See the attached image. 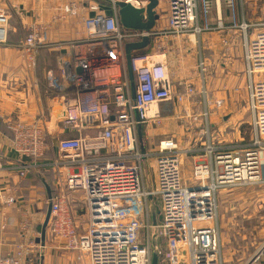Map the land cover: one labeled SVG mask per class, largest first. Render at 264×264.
Returning a JSON list of instances; mask_svg holds the SVG:
<instances>
[{
  "label": "built area",
  "instance_id": "obj_1",
  "mask_svg": "<svg viewBox=\"0 0 264 264\" xmlns=\"http://www.w3.org/2000/svg\"><path fill=\"white\" fill-rule=\"evenodd\" d=\"M105 1L111 12L102 5ZM118 1L146 9L151 0H61L54 20L82 17L85 36L51 43L49 25L33 23L21 43L24 56L36 65L41 49L68 46L70 56L60 62V73L50 87L64 103L58 151L73 171L67 176L70 192H83L87 201L89 227L78 230L77 220L64 192L47 199L52 205L51 230L71 251L88 252L93 264H225L218 215V192L232 186L264 183V28L245 35L244 60L247 71L249 108L254 139L250 144H218L211 138L210 108H222L225 100L211 99L205 86L207 59L200 56L201 89L195 80L180 82L175 93V76L170 71L162 42L156 52L132 54L135 99L126 59L128 42L145 37L173 40L229 27L221 17L210 23L217 0H158L157 22L150 30L125 28L119 19ZM233 6L234 0H226ZM204 19V25L200 19ZM201 19V20H202ZM10 15L0 10V42H6ZM223 50L232 43L223 38ZM145 49V48H143ZM160 52V53H159ZM162 56L161 59H157ZM203 98L206 142L183 149L173 137L156 142L143 152L138 126H161L163 103ZM13 144L20 159H40L48 148L47 129L39 122L17 121L11 125ZM197 152L189 184L183 178L184 155ZM155 160V183L150 184L147 162ZM0 169L2 162L0 160ZM28 169L21 168L25 177ZM16 202L11 187L0 188L2 214ZM0 264H19L12 254L0 253ZM243 264H264V241Z\"/></svg>",
  "mask_w": 264,
  "mask_h": 264
},
{
  "label": "crops",
  "instance_id": "obj_2",
  "mask_svg": "<svg viewBox=\"0 0 264 264\" xmlns=\"http://www.w3.org/2000/svg\"><path fill=\"white\" fill-rule=\"evenodd\" d=\"M60 2L61 0H0V10L10 15V31L7 41L0 42V160L2 162L0 188L5 190L11 187L16 197L15 203L5 207L4 214H2L0 204V253L16 256L19 264H93L88 252L71 251L65 248L64 241L51 230V218L46 238L43 242L40 240L50 205V203L47 204V199L61 192L68 195L79 232L84 233L89 227L87 201L83 192H70L65 185L66 177L74 167L62 161L58 151V140L62 135L61 119L64 114V103L62 96L50 87L51 78L60 73L61 59L70 56V48L50 45L41 49L37 55L36 65H33L26 60L21 46L28 33V27L36 22L49 25L48 36L52 44L85 36L81 16L71 17L65 21L53 19L59 12ZM102 5L108 13L111 12L107 3H102ZM165 15L163 13L160 21H156V28L161 23H166ZM218 17H221L229 28L224 31L204 32L196 37L198 42L195 45H191L189 40L194 37L192 35H187L176 42H173L175 40L172 37L156 36L150 39L145 48L156 52V43L162 42L170 68L175 64L170 61V56L167 58V54L175 55V53H180V50L186 48L191 50L192 47L198 48L200 52L202 48L210 47L218 51V53L215 52L217 57L225 58L226 63L220 64L223 67L229 61L230 55L236 54L233 51L234 39L241 35L243 37V62H245V35L241 25H250L249 36L264 28V0H234L233 6H229L226 0H217L211 10L210 23L215 24ZM201 19L200 22L204 25V19ZM223 38L229 39L232 43L230 50L226 52L223 50ZM169 40L171 44L168 43ZM173 43L178 44L177 49L174 48ZM201 55L202 53L199 54V58ZM231 69L239 70L234 65ZM198 71L196 65L193 72L187 74L185 70H182L177 75L175 74V93L182 91L183 85L180 82L184 79L192 78L197 83ZM246 80L248 81L247 71ZM213 98L225 100L219 96ZM180 105H185L189 109V116L192 114V131L188 130L187 134L184 132V126L181 127L178 123V118L182 117L178 114ZM159 108L163 117L162 125L148 124L143 127L146 148L152 137L156 140L173 137L181 148L183 135H186L187 143L194 145L195 148L206 142L204 130L207 128V123L203 116L202 97L194 96L191 100L182 103L178 101L163 103ZM210 109L209 119L212 127L214 123L211 117L216 114L215 109L219 108L211 107ZM19 120L39 122L47 129L49 148L42 158L20 159L18 157L14 150V134L11 125ZM166 120L167 124L164 122ZM211 127V138L215 141ZM21 168L28 169L25 177L20 175Z\"/></svg>",
  "mask_w": 264,
  "mask_h": 264
},
{
  "label": "rangeland",
  "instance_id": "obj_3",
  "mask_svg": "<svg viewBox=\"0 0 264 264\" xmlns=\"http://www.w3.org/2000/svg\"><path fill=\"white\" fill-rule=\"evenodd\" d=\"M153 27H155V25ZM189 40L192 43L191 45H195L198 42L194 37ZM170 41L171 40H169L168 43ZM173 42H176V40ZM131 43L132 42H128L127 45ZM169 44H171V42ZM173 44L174 48L177 49L178 44ZM202 46H204V43H202ZM197 49L198 48L192 47L191 50L187 48L180 50L181 52L175 53V55L167 54V58L170 56V61L175 64L170 67L171 69L169 68L170 71L174 76L182 70H185L187 74L195 71L199 54L202 53V56L207 59L208 70L204 73V76L205 86L207 87L206 89L210 98L215 99L213 97L219 96L226 100V104H224L222 108L215 109L214 112L216 114L211 117L214 123L212 127L210 124L212 128V137L215 140L214 142L218 144L252 143L254 136L252 115L249 108L246 65L244 66L245 62H243V37L239 35L234 39L233 51H235L236 54L230 55L229 61L223 67H221L220 64L226 63L225 58L217 57L215 55V52L218 53L217 50L215 51L208 47L202 48L199 52ZM161 58L162 56L157 57V59ZM178 61H181L179 62L181 63L180 67ZM233 65L239 70L233 71V69H231ZM200 76L198 71L197 77H199V79L196 78L199 84L197 85L198 91L202 87ZM178 108L180 111L178 114L182 115V117L178 118V123L181 127L184 126V132L187 134L188 130L192 131V114L189 116V109L186 108L185 105H180ZM191 113H193V111ZM164 122L167 124V120ZM187 126H189L188 129ZM183 136L181 143L182 148L194 149V145H189L187 143L188 139L186 135ZM159 140L161 139H157L156 142ZM195 156H197V152H188L184 155L182 172L183 178L188 184L192 182L190 179L192 178L193 160ZM146 171L149 175L150 184H154V159L147 162ZM217 202L224 263L243 264L264 241V183L220 189Z\"/></svg>",
  "mask_w": 264,
  "mask_h": 264
},
{
  "label": "water",
  "instance_id": "obj_4",
  "mask_svg": "<svg viewBox=\"0 0 264 264\" xmlns=\"http://www.w3.org/2000/svg\"><path fill=\"white\" fill-rule=\"evenodd\" d=\"M157 5H158V0H151L150 4L146 9L147 19L144 20V15H143L145 11L144 9L136 8L129 2L118 1L117 6L119 9L118 13H119L120 22L125 28L150 30L155 25L156 20L159 19V14L155 10ZM149 42L150 39L148 37H145L141 42L131 43L126 46V59L129 70L133 99H135L136 97V92H135V77L131 68L132 54L136 50L145 48L149 44ZM138 137H139L141 150L145 152L146 151L145 136H144L143 125L141 124L138 126ZM51 214H52V205L50 204L40 237V240H42V242L46 238V231L51 218ZM153 264H158L157 255H155L153 258Z\"/></svg>",
  "mask_w": 264,
  "mask_h": 264
},
{
  "label": "trees",
  "instance_id": "obj_5",
  "mask_svg": "<svg viewBox=\"0 0 264 264\" xmlns=\"http://www.w3.org/2000/svg\"><path fill=\"white\" fill-rule=\"evenodd\" d=\"M102 2H103V3H106L105 1H102ZM139 51L142 52V53H150V52H151L150 49H146V48H145V49L142 48V49H140Z\"/></svg>",
  "mask_w": 264,
  "mask_h": 264
}]
</instances>
